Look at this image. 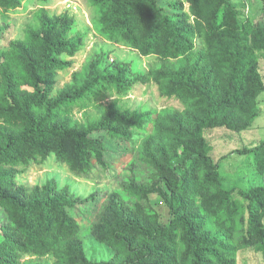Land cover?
I'll use <instances>...</instances> for the list:
<instances>
[{
    "label": "trees",
    "instance_id": "trees-1",
    "mask_svg": "<svg viewBox=\"0 0 264 264\" xmlns=\"http://www.w3.org/2000/svg\"><path fill=\"white\" fill-rule=\"evenodd\" d=\"M163 1L167 9L157 0H91L98 35L155 57L148 73L91 60L55 90L57 72L73 65L63 57L73 58L82 43L69 37L72 17L44 8L33 11L23 38L0 50V264H46L39 260L47 257L52 264H236L248 249L264 262V141L233 152L246 157L235 175L244 184L228 186L204 135L239 133L258 118L264 26L229 0ZM20 2L0 0V14ZM150 81L183 109L102 108L108 93L122 96ZM90 107L100 110L98 120L74 119L75 109ZM102 133L131 152L115 190L79 198L51 182H17L20 167L51 155L75 177L87 176L93 160L107 169ZM152 195L166 208L165 222ZM83 233L110 258H87Z\"/></svg>",
    "mask_w": 264,
    "mask_h": 264
},
{
    "label": "rangeland",
    "instance_id": "rangeland-1",
    "mask_svg": "<svg viewBox=\"0 0 264 264\" xmlns=\"http://www.w3.org/2000/svg\"><path fill=\"white\" fill-rule=\"evenodd\" d=\"M161 7L168 5L163 0H157ZM240 11L243 17L257 28L264 26V0H229ZM44 8L50 16L59 17L66 13L74 19V24L69 32L70 38L79 37L82 48L73 58L64 56L63 59L72 60L73 65L69 70L57 72L55 77V90L63 88L71 81L73 72L80 71L89 61H97L100 68L124 67L128 73H148L155 68L157 60L155 57H142L136 51L121 44H113L101 38L93 25L97 17L96 9L91 0H21L18 7L6 13L0 14V28L5 29L0 39V50L7 47L9 41L21 39L24 36L26 25L31 23L33 11ZM187 6H185L186 10ZM197 48H201L197 42ZM258 71L264 85V56L258 61ZM108 93L101 101L103 109L116 102L120 107L131 111L153 112L164 108L182 110L183 106L175 99H166L160 96L157 85L152 81L135 84L126 94ZM257 105L260 110L258 118L251 127L245 131L236 133L224 128L211 129L205 132V138L212 147L211 156L215 162L220 164L224 182L231 186L233 183L243 187V182L236 179L235 175L243 166L245 156L233 153L237 149L254 146L264 141V90L258 97ZM100 110L90 107L85 111L74 110V119L83 123L86 120L95 121L101 116ZM100 137L105 141L107 153L104 157L108 168L93 160V168L85 177L73 176L68 168L59 163L53 155L49 156L43 163H32L28 167H20L17 182L29 187L44 186L51 182L57 190H66L69 195L85 198L95 192H110L115 190L116 177L126 173L123 169L130 161L131 152L128 144L122 141L109 140L102 133ZM151 204L161 215V220L166 221V208L158 196H151ZM81 218V217H80ZM81 222H83L81 220ZM83 251L87 258L92 260H107L112 251L106 246L98 243L89 233L81 234ZM46 264H52L51 257L39 260ZM236 264H264L262 255L252 249L239 252Z\"/></svg>",
    "mask_w": 264,
    "mask_h": 264
}]
</instances>
